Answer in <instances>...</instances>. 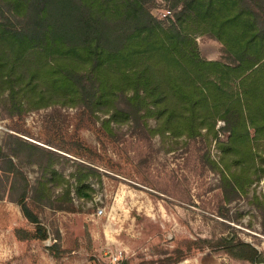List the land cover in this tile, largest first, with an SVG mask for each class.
<instances>
[{"label":"trees","instance_id":"obj_1","mask_svg":"<svg viewBox=\"0 0 264 264\" xmlns=\"http://www.w3.org/2000/svg\"><path fill=\"white\" fill-rule=\"evenodd\" d=\"M152 1L0 0L3 108L23 115L77 107L106 115V131L128 124L136 134L158 135L171 149L201 139L208 144L207 162L221 172L225 199L247 197L264 216V196L249 194L264 174L256 159L257 142L264 144V0H168L180 10L163 20L153 17ZM122 23L133 30L122 32ZM197 34L219 40L225 61L203 57ZM10 137L16 145H0V169L11 174L12 200L45 238L29 199L57 208L72 203L71 179L56 167L68 150ZM213 142L217 160L210 153ZM27 162L39 167L34 183L23 171ZM75 163L79 195L90 197L86 180L97 171ZM222 245L235 258L264 262V251L248 241L229 236Z\"/></svg>","mask_w":264,"mask_h":264},{"label":"rangeland","instance_id":"obj_2","mask_svg":"<svg viewBox=\"0 0 264 264\" xmlns=\"http://www.w3.org/2000/svg\"><path fill=\"white\" fill-rule=\"evenodd\" d=\"M149 8L161 20L180 10L168 0H153ZM119 28L133 30L129 23ZM196 40L203 57L225 61L219 40L208 34H197ZM3 103L0 145L12 149L16 140L10 134H15L68 150H62L68 157H58L56 167L71 179L72 203L57 208L29 199L47 231L41 238L37 225L12 200L11 174L0 169V264H107L106 251L116 248L126 249L127 264H253L226 252L222 239L229 236L264 251L261 210L247 197L225 199L221 172L207 162L203 140L178 142L171 149L158 135L136 134L128 124L106 131L101 113L56 105L10 115ZM257 143V165L264 167V144ZM210 151L212 158L220 157L215 142ZM75 161L97 171L86 180L90 197L79 195L72 176ZM22 168L34 183L39 167L27 162ZM250 189V196L254 191L264 196V174Z\"/></svg>","mask_w":264,"mask_h":264},{"label":"built area","instance_id":"obj_3","mask_svg":"<svg viewBox=\"0 0 264 264\" xmlns=\"http://www.w3.org/2000/svg\"><path fill=\"white\" fill-rule=\"evenodd\" d=\"M98 213H104V209L100 208ZM126 252L125 248H116L114 250L106 251V254H108L107 264H120L126 256Z\"/></svg>","mask_w":264,"mask_h":264}]
</instances>
